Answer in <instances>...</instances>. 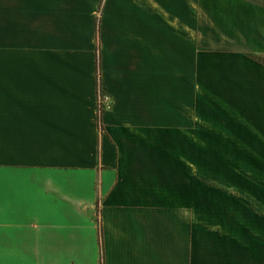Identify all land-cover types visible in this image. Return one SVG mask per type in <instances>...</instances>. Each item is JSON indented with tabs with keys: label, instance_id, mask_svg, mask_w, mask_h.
I'll use <instances>...</instances> for the list:
<instances>
[{
	"label": "crops",
	"instance_id": "crops-1",
	"mask_svg": "<svg viewBox=\"0 0 264 264\" xmlns=\"http://www.w3.org/2000/svg\"><path fill=\"white\" fill-rule=\"evenodd\" d=\"M255 54L264 0H0V264H264V208L199 186L205 70L264 105Z\"/></svg>",
	"mask_w": 264,
	"mask_h": 264
},
{
	"label": "rangeland",
	"instance_id": "rangeland-1",
	"mask_svg": "<svg viewBox=\"0 0 264 264\" xmlns=\"http://www.w3.org/2000/svg\"><path fill=\"white\" fill-rule=\"evenodd\" d=\"M221 3L228 5L227 1ZM209 7L205 8L209 10ZM211 8L215 16L216 7ZM223 27L229 26L215 21L204 26L209 49H237L226 37L219 36ZM224 34L231 32L225 30ZM240 76L234 75V78L239 77V87H224L217 82L220 78L214 75L212 68L207 66L205 70L204 117L201 134L197 137L202 145L199 186L215 199L229 198L237 202L240 198L241 202H246L247 210L259 211L264 208L261 207L264 204V105L257 98L260 92L254 94L252 89L254 100L251 106L248 102L247 107L244 106L246 78Z\"/></svg>",
	"mask_w": 264,
	"mask_h": 264
},
{
	"label": "built area",
	"instance_id": "built-area-1",
	"mask_svg": "<svg viewBox=\"0 0 264 264\" xmlns=\"http://www.w3.org/2000/svg\"><path fill=\"white\" fill-rule=\"evenodd\" d=\"M110 100H111V95L102 88L98 80L97 81L96 107H97V112L99 114L102 113L105 110V108L109 105Z\"/></svg>",
	"mask_w": 264,
	"mask_h": 264
},
{
	"label": "trees",
	"instance_id": "trees-1",
	"mask_svg": "<svg viewBox=\"0 0 264 264\" xmlns=\"http://www.w3.org/2000/svg\"><path fill=\"white\" fill-rule=\"evenodd\" d=\"M98 21H99V18H98V16L96 15V24H97V27L99 28V23H98ZM98 28H97V30H98ZM253 58L254 59H256V60H258V61H260L261 63H264V56H262V55H253ZM99 55H98V53H97V62H96V66H97V70H98V72H99Z\"/></svg>",
	"mask_w": 264,
	"mask_h": 264
}]
</instances>
